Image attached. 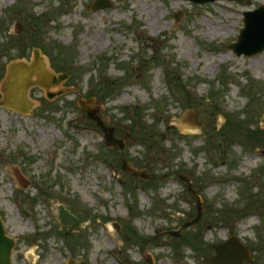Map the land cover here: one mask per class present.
I'll return each instance as SVG.
<instances>
[{"label": "rangeland", "instance_id": "1", "mask_svg": "<svg viewBox=\"0 0 264 264\" xmlns=\"http://www.w3.org/2000/svg\"><path fill=\"white\" fill-rule=\"evenodd\" d=\"M93 1L0 0V80L35 48L71 75L52 101L31 88L29 115L0 106V217L15 238L12 264H207L228 233L249 250L239 264H264V145L245 144L252 131L264 136V49L227 47L242 12L264 0H110L91 12ZM78 99L156 184L121 171L119 150ZM179 175L201 218L176 238L166 231L196 215ZM66 209L73 227L58 217Z\"/></svg>", "mask_w": 264, "mask_h": 264}, {"label": "water", "instance_id": "2", "mask_svg": "<svg viewBox=\"0 0 264 264\" xmlns=\"http://www.w3.org/2000/svg\"><path fill=\"white\" fill-rule=\"evenodd\" d=\"M196 1L198 3H205L208 1L215 0H190ZM237 3L242 4H250V0H235ZM107 6H111L109 0H95L91 7V10H96L100 8H104ZM244 18V27L240 29V35L237 38V41L234 43H230L229 47L235 52L236 55H240L241 53L245 55H252V53L260 52L264 49V5H261L254 10L243 12ZM18 63V62H17ZM17 63H12L9 67V72L7 74L6 81L2 84V91L4 93L3 104L6 106H10L15 110H20L22 112H27V108L29 106V102L25 98L26 91L28 90L30 85H38L44 86L46 89L52 87V85H56L63 81L68 74L62 73L59 75H54L52 72L45 70L40 67L37 68L34 65L25 66L22 65L21 75H17L15 73V68L17 67ZM13 74L11 76V74ZM32 75L36 76V79H32ZM47 97L52 99L55 94H46ZM80 107L86 111V115L88 118L96 121L97 126L99 125L102 128L104 133V140L107 145L110 147L114 144H117L119 149L121 150L123 145L120 140L114 138L113 136V128L111 126L107 127L104 122L101 120L99 116L96 114V109L87 106L85 103L80 102ZM122 169L126 172L131 173L133 176H138L141 179H151V176L146 172L132 169L127 165L125 159H122ZM190 187V186H189ZM197 216L191 222H186L182 226L186 227L191 225L192 223L199 220L200 213V202L197 197ZM173 236H178L179 231L171 230L168 232ZM14 246V239L8 237L5 234L3 223L0 220V264H11V256L10 252ZM216 256L213 257L212 262L210 264H237L241 260L242 257H247V249L236 239L234 236H230L227 242L217 249ZM147 264H152V261L146 260Z\"/></svg>", "mask_w": 264, "mask_h": 264}, {"label": "trees", "instance_id": "3", "mask_svg": "<svg viewBox=\"0 0 264 264\" xmlns=\"http://www.w3.org/2000/svg\"><path fill=\"white\" fill-rule=\"evenodd\" d=\"M15 39H16V37H15ZM257 137H258V134L255 132L254 139H255V140L258 139ZM106 155H107V154H103L102 156H103V157H106ZM146 183L151 184L152 182H146ZM66 217L69 218V215L66 214ZM193 240H194V242H193V244H192V247H195V248L197 249V247H198L199 245H198V242H195V241H196V236H195V235H193ZM194 244H195V246H194ZM196 246H197V247H196Z\"/></svg>", "mask_w": 264, "mask_h": 264}, {"label": "bare ground", "instance_id": "4", "mask_svg": "<svg viewBox=\"0 0 264 264\" xmlns=\"http://www.w3.org/2000/svg\"><path fill=\"white\" fill-rule=\"evenodd\" d=\"M20 69H22V65L17 64L16 70H20ZM188 115H189V113H188ZM190 115L193 116V113H190ZM190 115H189V117H190ZM192 132H195V130L192 129Z\"/></svg>", "mask_w": 264, "mask_h": 264}]
</instances>
